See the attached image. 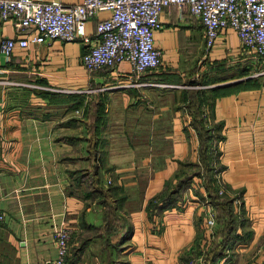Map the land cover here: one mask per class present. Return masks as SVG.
Segmentation results:
<instances>
[{"label": "crops", "instance_id": "obj_1", "mask_svg": "<svg viewBox=\"0 0 264 264\" xmlns=\"http://www.w3.org/2000/svg\"><path fill=\"white\" fill-rule=\"evenodd\" d=\"M108 16L100 11L85 22L89 44L55 39L16 48L10 57L0 52V209L6 215L0 264H53V233L62 225L72 229L66 264H106L96 229L104 206L100 195L89 193L91 185L71 175L78 170L95 186L118 187L116 224L121 232L130 225L131 234L114 263L263 264L264 58L244 50L231 29L221 30L207 50L199 19L168 7L154 34L162 54L158 71L137 76L122 62L89 73L82 55L97 43L96 25ZM26 35L12 21L0 24V41ZM185 58L198 62V83L173 84L187 77ZM213 67L235 70L215 81ZM193 108L222 137L220 186L236 196V223L226 242L223 210L210 201L201 177L173 206L160 213L147 208L181 164L198 162ZM76 109L78 116L70 113Z\"/></svg>", "mask_w": 264, "mask_h": 264}, {"label": "built area", "instance_id": "obj_2", "mask_svg": "<svg viewBox=\"0 0 264 264\" xmlns=\"http://www.w3.org/2000/svg\"><path fill=\"white\" fill-rule=\"evenodd\" d=\"M168 7L186 9L199 19L207 50L214 46L221 30L231 29L244 50L264 58V0H82L70 7L43 0H0V24L12 21L18 32L27 34L19 40L2 39L0 52L10 57L16 48H30L55 39L89 44L85 22L106 11L109 16L96 25L97 43L82 55L84 68L94 73L127 62L139 76L161 66L162 54L154 45V34L162 28L160 15ZM223 190L221 185L219 193ZM207 215V222L212 225L214 212L209 210ZM5 216L0 209V221ZM71 232L68 225L54 230L57 254L53 264L67 263Z\"/></svg>", "mask_w": 264, "mask_h": 264}, {"label": "trees", "instance_id": "obj_3", "mask_svg": "<svg viewBox=\"0 0 264 264\" xmlns=\"http://www.w3.org/2000/svg\"><path fill=\"white\" fill-rule=\"evenodd\" d=\"M167 80V79H166ZM168 82V81H166ZM193 113L194 126L197 130L199 137V158L196 164H181L177 173L168 179L163 189L153 196L147 205L148 210L154 213H160L161 211L173 206L178 197L179 193L189 186L192 179L195 177H201L205 184L207 193L210 201L221 207L223 210V229H228L230 235L224 237V241L230 237L232 238V231L236 223V216L234 212V197H229L225 193H219L220 187V172L222 167L219 163V149L218 143L222 140L219 134L218 127H210L205 125V119H203L202 112L196 108L191 110ZM71 175L81 182L85 181L87 186L91 185L89 193L98 194L101 196L100 204L104 206V220L103 224L96 228L101 229V235L103 238V255L106 264H114L117 252L120 250V245L128 238L131 234V226L126 227V232H121L117 227L116 220L120 219L117 208L120 206L121 197H118V187L108 184V187L95 186L96 183L91 181V177L87 171L78 170L71 172ZM117 200H115V198ZM114 198V199H112ZM219 218V217H218ZM126 224L125 218H123ZM264 264V263H263Z\"/></svg>", "mask_w": 264, "mask_h": 264}, {"label": "rangeland", "instance_id": "obj_4", "mask_svg": "<svg viewBox=\"0 0 264 264\" xmlns=\"http://www.w3.org/2000/svg\"><path fill=\"white\" fill-rule=\"evenodd\" d=\"M197 63L198 62L195 63V61L193 59L185 58L184 62H183V66H184V69L186 71L187 77H185V79L183 81H181V78L174 79V76H173L172 79L177 80V82H173V84H196V83H198L197 79L194 78L195 74L197 72H199V67H198ZM234 70H235L234 68H227V70H226V69H223V67L219 68V69H217V67H213L211 69L209 68V71L213 72V73H211V76L212 75L213 76L209 77V79H213V80L215 79V81H216L217 79L222 78L223 75H226L225 73L227 71H228V73L231 74V72H233ZM67 94H71V93H67ZM76 111H77V109L76 110H71L70 113H73L75 116H78ZM114 264H117V262H115Z\"/></svg>", "mask_w": 264, "mask_h": 264}]
</instances>
